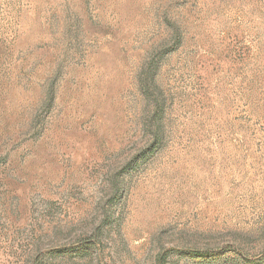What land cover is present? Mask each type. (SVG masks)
Instances as JSON below:
<instances>
[{
    "label": "rangeland",
    "instance_id": "rangeland-1",
    "mask_svg": "<svg viewBox=\"0 0 264 264\" xmlns=\"http://www.w3.org/2000/svg\"><path fill=\"white\" fill-rule=\"evenodd\" d=\"M0 264H264V0H0Z\"/></svg>",
    "mask_w": 264,
    "mask_h": 264
},
{
    "label": "trees",
    "instance_id": "trees-1",
    "mask_svg": "<svg viewBox=\"0 0 264 264\" xmlns=\"http://www.w3.org/2000/svg\"><path fill=\"white\" fill-rule=\"evenodd\" d=\"M161 140H158V143H160ZM93 249H95V243L91 240L87 241L83 246H81V248H79V251L82 253H87L92 251ZM65 249H61L59 251V253H65L66 251H64ZM64 251V252H63ZM194 258H207L209 256H217L219 255L218 252H210V251H195V250H191L189 252ZM240 255V254H239ZM243 257V259L245 258L244 255H241Z\"/></svg>",
    "mask_w": 264,
    "mask_h": 264
}]
</instances>
